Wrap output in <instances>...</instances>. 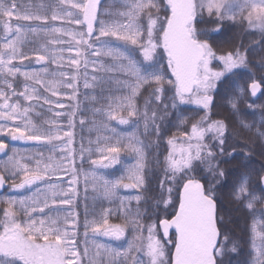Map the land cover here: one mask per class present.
Masks as SVG:
<instances>
[{"label":"snow or ice","instance_id":"snow-or-ice-1","mask_svg":"<svg viewBox=\"0 0 264 264\" xmlns=\"http://www.w3.org/2000/svg\"><path fill=\"white\" fill-rule=\"evenodd\" d=\"M166 6L170 14H166L161 20L160 16L153 15V10L157 13L160 11V0H126L127 10L119 13L121 20L105 21L99 18V0H58V4L52 5L51 20L78 26L70 30L63 26H48L47 14L29 11L22 13L18 10L17 0H0V84L3 85L0 87V136H10L13 141L35 142L38 146V158L29 157L35 159L34 167L21 163L15 154L9 156L8 163L4 165L5 170L12 174L15 188L34 185L37 187L36 195L30 200L3 201L7 207L3 209V219L0 220V264H83L85 258L90 260V264H144L136 255L139 252L148 257L149 264H220L217 257L224 255L227 237H224L225 242H221L214 191L211 187L205 188L194 173L196 162H199L207 164L213 176H224L218 165L212 166L214 147L206 142V137L211 134L223 154L227 126L222 120L208 121L207 113L213 103L211 92L217 87V82L234 69L246 66V57L240 51L216 56L207 40L200 38L195 27L198 9L201 13L207 11L210 16L214 15L221 21L225 18L235 19L236 14L229 0H166ZM236 7L239 8L241 17L248 20L250 25L258 22L264 30V0H244L242 4L237 3ZM144 16L147 18L146 29L140 23ZM13 20L39 21L40 24H13ZM41 24L44 27H41ZM29 34L38 39L43 34L44 38V42L34 48L31 54L24 51ZM106 38L138 47L144 61L151 62L150 67L155 65L156 50L162 48L167 58L168 70L174 80L166 78L162 72L143 68L132 58L127 48L122 49ZM49 45L53 47L49 48ZM57 45L68 47L57 49ZM57 51L61 53L59 57L55 54ZM65 51L73 55L65 58L62 55ZM88 57H110L114 64L104 68L102 61H89ZM33 58L36 64L42 65L38 71H25L20 67L24 61H31ZM214 59L219 60L222 65L218 71L209 67ZM49 63L59 68L66 64L71 71L50 73L48 67L43 66ZM89 63L93 72L104 68L105 71H118L134 78V82L117 80L118 84L129 89L130 95L127 96L126 102L121 101L117 108L109 104L106 111L96 109V113L107 120H117L119 124L124 125L130 122V118L139 117L135 97L141 88L154 84L152 95L159 103L162 102L165 83L175 88L172 105L174 108L177 101L179 104H195L205 111V116L192 124L190 133L187 130L182 131L181 139L173 136L167 141L170 150L165 158V177L171 183L167 186L168 197L162 203L165 208L172 204V193L176 190L178 206L171 219H159L158 225L153 223L147 227L146 243L142 236L143 225L138 219L139 210L137 209L136 217L129 219L132 210L125 203L127 201L130 205L131 201L135 200L139 205L143 198L140 191L145 186V156L134 135H131L127 142L121 137H106L102 147L99 146L101 142L98 139L97 159L92 158L91 148L81 147L80 159L83 161L87 152L89 162L94 167L108 168L120 163V153L125 150L135 153L137 158L135 165L128 169L127 179L131 183H125V177H120L114 181L105 179L102 183L93 184V191L97 192L100 198L110 202L120 198L121 187L134 188L137 194L120 198L118 211L125 220L124 225L109 223V217L113 215L110 209H106L99 220H85V247L81 255L77 239V214L72 209L65 210L61 207L74 203V185L77 183V177L74 174L75 168L69 169L67 162H74L76 158L72 149L73 133L70 130L74 126L76 111L74 109L70 114L55 111L56 108H64L65 104L59 99L53 100L43 95L40 89L52 97L67 95L69 100L75 99L80 67L83 65L87 68ZM97 64L101 67L97 68ZM19 78L26 82L23 90H18L14 83ZM92 79L101 78L93 76ZM61 87L71 89L72 94L60 92ZM84 87L94 85L86 80ZM260 87L259 83L253 81L249 85L251 94L255 96ZM19 98L23 99V103ZM229 102L232 108L237 107L234 100ZM43 105H48L47 110L54 118L45 119L43 123L38 124L34 121L32 113L38 106ZM117 110L120 113L126 112V116H118ZM36 115L40 113L37 112ZM61 116H70L66 128L58 119ZM143 118L145 131L149 132L151 126L156 123V113L153 111L149 117L146 107ZM80 123L85 124V120L81 119ZM102 126L109 128L107 123L102 122ZM112 131L114 132V129ZM156 134H160L158 126ZM113 139L115 143L112 142ZM177 143L181 144L178 157ZM7 148L8 145L0 141V153H4ZM44 148L50 152L46 158L43 154ZM13 151L15 153V150ZM57 152L60 153L58 157L55 155ZM69 171L73 176L65 190L56 181L61 179V173ZM92 176L96 181L94 171ZM16 177H19V183L15 182ZM6 179L4 174H0V186L5 184ZM85 179L87 180V175ZM40 185H43V188ZM161 187H164L163 181ZM234 195L237 200L250 196L246 207L250 211L255 210L258 198L249 192L246 181L240 183ZM21 210L23 219L18 218ZM62 213L66 214L61 216ZM129 224L134 230L139 229L140 234L129 241L126 249L96 244V251L90 256V249L87 247L89 232L118 241L125 237V229ZM170 229L175 230V240L174 252L169 259L164 244L158 238V231L162 230L164 239L173 243L169 238ZM257 237L262 241L259 246L255 243ZM252 247L255 253L254 264H264V235L258 233L255 227ZM231 250L236 249L233 247Z\"/></svg>","mask_w":264,"mask_h":264},{"label":"trees","instance_id":"trees-1","mask_svg":"<svg viewBox=\"0 0 264 264\" xmlns=\"http://www.w3.org/2000/svg\"><path fill=\"white\" fill-rule=\"evenodd\" d=\"M244 0H232L235 19L225 18L218 20L216 16H210L207 11L201 13L197 10V17L195 27L201 39L207 40L215 55H227L229 52L235 53L240 51L246 57V66L234 69L232 73L226 74L221 81L217 82V87L212 90L213 103L207 113L208 121L222 120L227 126L225 133V143L223 145V154H221L220 146L212 139L211 134L206 137V142L214 147V159L212 166L218 165L219 170H223L224 176H213L212 172L208 170L207 164L196 162L195 175L201 180L205 188L211 187L214 191L215 200L217 203V219L219 221V229L221 232L220 240L224 241L227 237L226 248L222 257H217L220 264H254L253 252V228L257 227L261 235H264V190L261 187V179L264 176V30H252L249 22L243 19L240 15V10L236 4H242ZM161 8L157 13L153 10V15L160 16L161 20L166 14H170L167 9L166 0H160ZM18 10L22 13L25 11L38 13L41 15L47 14L49 16L48 26L55 25V21L51 20L52 5L58 4V0H17ZM43 5V7H41ZM100 9L106 11L103 18L106 21L121 20L119 13L126 11V0H104ZM247 15V12L244 13ZM101 16L99 15V18ZM13 24H40L39 21H12ZM140 23L146 29L147 18L142 17ZM44 27V25H40ZM71 28V26H70ZM2 32V29H0ZM114 45L124 49L127 48L132 58L143 68H148L149 71L162 72L166 78L174 80L171 72L167 67V58L163 53L162 48L156 50V62L154 67H150L151 62L144 61L141 55V50L131 44H125L121 41L110 39ZM44 42L43 34L38 39L29 34V40L24 47V51L32 53L34 48L40 46ZM65 45L55 46L57 49ZM52 48V45L48 46ZM68 47V46H66ZM56 56L61 54L57 51ZM93 57H90L91 59ZM102 61L104 68L114 64L110 57H95L94 60ZM34 60V58H33ZM92 61V60H90ZM28 61H25V63ZM48 67L50 73L64 71L63 68L57 67L54 64L43 65ZM90 68L92 65L90 63ZM23 69V65H20ZM42 65L36 63H29L25 71L39 70ZM82 68H84L81 65ZM97 64V68H100ZM25 68V67H24ZM101 68L100 71H91L92 77L97 76L101 79L93 80L90 77V84L94 87H83L82 81L76 85L77 93L73 100H69L67 95L60 97H52L49 93L40 92L49 96L50 99H59L65 104L64 108H56L55 111L63 113H71L74 109L76 115L74 117V126L70 129L73 133L72 149L75 152V161H68L67 167L69 169L75 168V176L77 183L74 185L75 195L73 197L74 203L71 206L62 205L65 210L72 209L76 212L78 223V247L81 255H83L85 247L84 223L87 219H101L106 209H110L113 215L109 217L110 224L124 225L125 220L119 214L120 198H127L137 194L134 188L119 189V197L114 200L107 201L99 197L97 192L93 191L94 183H102L103 180L114 181L120 177H125V183H131L127 179L128 169L135 165V153L125 150L120 153V163L108 168L96 166L94 167L88 159V154L85 152L83 161L80 159L81 147L91 148L92 158H99L96 152L98 147L97 140H100L99 146H103V141L106 137H121L127 142V139L134 135L138 146L142 147L145 156V186L141 189L140 194L142 200L137 205L135 200H132L130 205L125 201L126 205L132 210V216L129 219L136 217L137 209L139 210V222L143 225L142 236L145 239L147 227L153 223L158 225L159 219H171L175 214V209L178 206V192L176 190L172 193L173 203L165 208L162 201L168 197L167 186L171 182L165 177V158L169 154V144L167 141L176 136L181 139L180 133L187 130L190 133L191 126L205 116V111L195 104H179L176 102V107L173 105V98L175 97V88L172 85L165 83L164 93L162 95V102H156L152 95L155 85H144L140 93L135 97L137 109L140 112L139 117L130 118L128 124L121 125L117 120H107L106 117L96 113V109L108 110L109 104L113 108L121 101L126 102V98L130 95L129 89L122 84H118L117 80H129L134 82V78L126 76L121 72H109ZM211 68L218 71L222 68L220 62L213 60ZM90 73V72H89ZM51 78V76H49ZM59 78V77H57ZM261 85L260 93L257 97H253L249 92V85L253 82ZM18 90H23V85L26 83L23 78L14 81ZM0 87H3L0 84ZM243 90V91H241ZM60 92L68 95L72 94L71 89L61 87ZM17 99V98H13ZM21 103L23 99L19 98ZM230 100H234L237 107L234 109L230 104ZM35 103V102H33ZM42 103V102H41ZM167 105V107H165ZM155 110L159 116L155 125L151 126L149 132L145 131L144 127V109ZM48 105L37 107L32 113L34 121L38 124L43 123L45 119L54 118L52 113L48 110ZM39 112L40 115H36ZM125 115L126 112L120 113L117 110V115ZM70 116H61L58 119L66 128ZM84 119L85 124L81 125L80 120ZM95 121V124H94ZM107 123L109 128L105 129L102 126ZM247 125V127H245ZM156 126L159 127V136L156 134ZM114 129V132L112 131ZM0 141L8 145L4 155L0 156V160L8 162L9 156L14 154L21 163H26L32 167L35 166V159L29 157H37V145L35 142L13 141L10 136H0ZM115 143V139L112 140ZM59 143V142H57ZM15 150V153L14 151ZM44 157L50 155L47 148L43 149ZM57 157L59 152L55 154ZM96 174L97 180H93L92 173ZM0 173L4 174L6 179V186L4 192L0 195V220L3 219L2 212L7 204L3 201L8 199H15L19 202L21 199L30 200L36 195V187L15 188L13 185V177L10 171H6L4 166L0 165ZM87 175V180L85 176ZM73 176V173H61V179L56 181L65 190L68 188V181ZM162 181L164 187H161ZM247 182V187L250 193L255 195L258 199L255 204V210L250 211L246 204L250 196L243 200H237L234 192L242 182ZM15 182L19 183V177L15 178ZM43 188V185H40ZM63 198V197H61ZM66 213H62L63 216ZM19 219H23L22 210L18 215ZM258 232V231H257ZM140 234V230H134L133 226L129 224L125 229V237L121 240H114L103 235H93L88 233L87 247L90 249V256L94 255L96 244H103L112 248H119L120 250L128 247L129 241L134 240L136 235ZM158 238L166 245V252L170 259L171 253L174 249L175 234L170 233L169 238L173 243L165 240L158 231ZM258 244V237L255 239ZM235 247V251L231 249ZM136 255L144 260L141 253ZM103 259V257L101 258ZM83 264H90V260L85 258Z\"/></svg>","mask_w":264,"mask_h":264},{"label":"rangeland","instance_id":"rangeland-1","mask_svg":"<svg viewBox=\"0 0 264 264\" xmlns=\"http://www.w3.org/2000/svg\"><path fill=\"white\" fill-rule=\"evenodd\" d=\"M231 1L232 0H229V2L231 3ZM103 3V2H102ZM101 3V4H102ZM101 4H100V6H101ZM100 6H99V9H98V13H99V15L101 16L100 17V19H102V20H105L106 21V18H103L102 16L103 15H105L106 14V11L105 10H103V9H100ZM63 8V6H61V9ZM71 11H73V12H75V10L74 9H71ZM56 22V24H59L60 26H63L64 28H66V29H75V28H78V26H76V25H69V24H67V23H63L62 24V22L61 21H59V20H57V21H55ZM59 26V27H60ZM70 26H71V28H70ZM249 26H250V28L252 29V30H261V27L259 26V23L258 22H254V24L253 25H250L249 24ZM64 39H67V37H64ZM107 39V38H106ZM111 40H112V38H110ZM67 45H65V46H62V48H67L66 47ZM61 48V47H60ZM59 52V51H58ZM61 54V53H60ZM65 58H67L68 56H70V55H73L72 53H69V52H67V51H65L63 54H62ZM217 56V55H216ZM90 57H88V59H89ZM95 59V57H93V58H91V59H89V61L90 60H94ZM215 60V59H214ZM213 61V60H212ZM215 61H217L218 63H219V60H215ZM29 63H35L34 62V60H31V61H28V62H26L25 63V61H24V63H23V69L24 70H26V68H27V65L29 64ZM58 63H60V61L58 60ZM212 63V62H211ZM211 63H210V65H209V67H210V69L211 70H213L212 68H211ZM89 65H90V63H89ZM83 66V65H82ZM25 67V68H24ZM64 71L65 72H69V71H71V69L69 68V67H67V65L65 64V67H64ZM91 71H92V69L90 68V66H88L87 68H82V67H80V70H79V75H78V81H82V83H83V87H84V83H85V81L87 80V82L90 84V77H92V74H91ZM214 71V70H213ZM90 72V73H89ZM28 83H30V82H28ZM79 83V82H78ZM77 83V84H78ZM36 87H38V86H36ZM147 110H148V115H149V117H151V114H152V112H153V110L151 109H148L147 108ZM155 111V110H154ZM144 112H145V109H144ZM144 112H143V114H144ZM155 113H156V120H158V118H159V116H158V114H157V112L155 111ZM153 126V125H152ZM186 146V145H185ZM180 148H181V144L180 143H177V145H176V152H177V157L179 156V150H180ZM169 150H170V146H169ZM6 163H8L7 161H5V160H0V165L1 166H4ZM18 189V188H17ZM255 229H256V231H258V233H260L259 232V230L257 229V227H255ZM146 240H147V235H146V237H145V239H144V241H145V243H146ZM259 242L261 243V239L258 237V244H259ZM164 246H165V249H166V245L164 244ZM141 253V256H142V258L144 259L143 260V262H144V264H149V262H148V257L143 253V252H140ZM172 254V253H171Z\"/></svg>","mask_w":264,"mask_h":264},{"label":"water","instance_id":"water-1","mask_svg":"<svg viewBox=\"0 0 264 264\" xmlns=\"http://www.w3.org/2000/svg\"><path fill=\"white\" fill-rule=\"evenodd\" d=\"M103 1H104V0H99V6H100V4H101ZM98 9H99V7H98ZM260 90H261V87H260V89L258 90V92L256 93V95L253 96V95L251 94V91H250V88H249V92H250V94H251L253 97H257V96L259 95V93H260ZM5 152H6V150H5ZM5 152H4V153H0V156L4 155ZM0 174H1V173H0ZM263 177H264V176H263ZM5 186H6V182H5V184H4L3 186H0V195L4 192V190H5ZM261 187H262V189L264 190V179H261ZM159 232H160V234H161L162 237H163V231H162V230H159ZM171 232H173V233L175 234V230H174V229H170V230H169V235H170ZM163 238H164V237H163ZM173 252H174V249H173ZM173 252H172V253H173Z\"/></svg>","mask_w":264,"mask_h":264}]
</instances>
